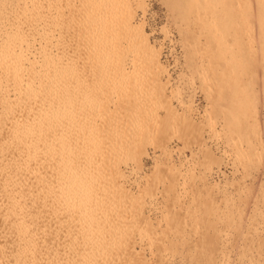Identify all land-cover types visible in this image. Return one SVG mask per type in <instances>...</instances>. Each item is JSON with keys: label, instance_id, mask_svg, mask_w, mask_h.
I'll use <instances>...</instances> for the list:
<instances>
[{"label": "rangeland", "instance_id": "374dc122", "mask_svg": "<svg viewBox=\"0 0 264 264\" xmlns=\"http://www.w3.org/2000/svg\"><path fill=\"white\" fill-rule=\"evenodd\" d=\"M17 1L19 0H0V16L3 17V20L0 19V27H5L0 28V49L5 41L17 53L20 51L19 43H13L12 38L6 34L14 33L13 27L17 26L21 31L32 35V46L42 51L39 54L35 51L34 57L27 51H20L22 55L19 62H23L25 76L33 69L28 64L33 59L37 63L31 67L37 72L50 74L55 68V62L43 61L42 56L46 52L59 58L57 63L62 68L65 66V72L69 75L68 84L75 114L71 128L74 129L76 135L73 137L77 143L72 142V151L82 152L81 154L86 152L88 163L99 157L101 171L106 169L105 173L98 175V166L80 169L84 159L80 157L61 172L59 165L65 163L67 151L57 149L53 154L52 166L57 167L60 172L53 178L54 197L60 198L59 191L65 187L69 190H66L69 192L67 196L78 198L75 194L79 191V195H84L79 200L83 204L89 200L90 207L96 206V200L108 202L107 206L104 205L107 215L105 213L103 216L113 221V213L117 209L115 213L126 219L127 228L124 231L112 229L109 226L110 220L109 223L104 220V225H100L96 231L98 234L100 230L102 251L91 257L83 252L84 256L80 250L86 247L78 244L80 240L73 237L75 234L70 232L72 224H68L77 215H51L47 210L46 215V211L39 210L38 207L40 196L37 194L46 190L44 185L50 180L49 173L46 174V168L43 167L51 159L49 149H46L47 143L38 141L36 144L40 162L37 167L34 166L36 170L33 167L24 173L16 171L17 174L13 171L17 163L15 152L4 153L6 143H1L2 138L4 139L1 136L6 133L8 123L6 119H1L0 143L5 147L0 145V153L1 148L3 150V155L0 154V163L3 165L0 164V170L3 171H0V252L3 251L7 264H83L85 261L82 256H89L88 261L94 262L93 264H126V256L122 250L117 253L122 248L119 242L121 244L126 236L135 251H139L149 264H264V39L258 37L257 29L259 2L264 0H180L183 8L181 4L174 6L175 0H142L144 11L137 7L138 0H101L97 6L90 5L91 0H20L19 2H24L27 11L31 14L38 12L42 19L36 21L29 18L13 26L5 19L13 17ZM120 1V7L131 5L134 11L133 23H143L150 45L159 52L164 69L163 75L161 74L162 81L165 82L164 93L169 102L179 112L183 111L189 117L192 115L190 118L201 127L186 139L176 135L170 138L160 137L165 145L162 150L155 146L157 144H147L139 164L135 159H124L120 153L116 154L117 152L112 151V146L116 143L115 132L121 131V138L128 136L141 120L135 118L136 111H127L121 106V86H115L110 81L114 88L110 82L101 90L97 88L100 75H114V70H119L117 62L122 59L125 72L130 73L127 78L128 87L132 85L131 89L134 88L130 94L133 91L134 100L138 101L139 106L142 103V120H148L150 116L146 115L150 111L154 112L152 114L157 113L159 117L164 114L157 99L148 91L157 72L153 67L143 65L142 60L146 56L143 54L148 53L139 45L140 40L133 44L131 37L120 33L118 28L121 21L116 15L118 9L113 8ZM82 2L87 6L85 12L92 13L88 25L90 34L87 41L82 42L84 44H80L78 39L80 33H83H78V30L84 31L83 26H80L83 21H79ZM74 12H78L80 17ZM70 19H74V22ZM77 25L80 27L78 32ZM70 27H73L72 30ZM213 27L216 29L213 30ZM249 30L251 35L246 36L245 32ZM32 36L28 38L32 40ZM25 42L26 39L21 41L27 49L28 44ZM106 50L108 54L104 55ZM225 59H229V69L226 70ZM227 72L229 79L226 78ZM2 84L5 83H0V90L3 91L5 86ZM219 84H224L225 87L219 88ZM59 85L56 84L57 87ZM43 87L50 90L47 81ZM11 94L14 95V90L9 91V95ZM94 104L95 107H100L93 109ZM190 104L192 114L189 111ZM24 107L28 108L27 105ZM252 109L256 110L255 121H252L250 115ZM100 110H103L102 114L105 110L108 113L103 118L101 116V119L98 115ZM25 119H28L27 115ZM228 121L233 130H229ZM28 123L29 128L38 133L45 131L46 134L49 130V127L44 129V124L38 121ZM92 126L95 129L88 137L86 149L81 150L78 140ZM237 126L240 128L236 129ZM166 147H171V160L163 156L162 152ZM10 158L14 162H10ZM4 161H7V165ZM169 162L176 164L172 167L177 168L174 171L180 172L177 173L178 177L175 175L177 185L173 180L171 182L170 173H165L164 170L152 174L155 173L154 167L157 164L165 166ZM76 167L75 172L79 173L77 176L72 175L75 172L71 171ZM116 167L122 174L119 180L125 193L130 192L129 195L127 193L124 196V192L115 193L109 186L108 181L114 176L111 171ZM47 170L51 172L50 169ZM12 171L16 176L10 174ZM5 174H9L10 179L14 176L10 182L13 184L8 187L3 185ZM19 174L24 178L17 177ZM20 177L22 182L18 181ZM211 177L218 182L217 185H211ZM16 181L19 183L16 184ZM10 187L23 190L17 192L16 189L15 198L19 199L23 193V201L19 200H25L24 210L27 205L26 210L30 212H25L27 214L24 220L30 225L28 230H23L22 236L16 232L18 224L15 219L6 211L11 201L9 196L12 195L5 191ZM5 193L8 195L5 196ZM130 194L133 195L132 198L128 197ZM71 202H78V199ZM202 203L212 205V210L204 213ZM37 210L41 211L40 214ZM32 211L34 212L31 213ZM145 218L149 220V226L144 225ZM95 256H99L98 259Z\"/></svg>", "mask_w": 264, "mask_h": 264}, {"label": "bare ground", "instance_id": "6f19581e", "mask_svg": "<svg viewBox=\"0 0 264 264\" xmlns=\"http://www.w3.org/2000/svg\"><path fill=\"white\" fill-rule=\"evenodd\" d=\"M19 1H17V7L14 11V14L12 15L13 17L10 18L9 20L5 19L6 21H9V24H12L13 26H15V25L19 24L22 20L23 21L25 19L28 20L29 18H32V20H36V21L38 19H40V20L42 19V16L38 12H33L31 14L29 11H27L25 9L24 2H19ZM100 1L101 0H91V2L93 4L91 3L90 5L97 6L99 3L102 2V1L101 2ZM121 3H122V1H120L119 3L116 4L119 7L116 6L113 8V10L118 9L116 15L120 17V21H121L119 27L118 26L117 27L120 29V33L131 37V39L134 41L133 44L140 40L139 45H141V47L144 48L145 51L148 53V54H143V55H146V56H144V59L142 60L143 65L150 66L151 68L153 67L154 70L156 69V71H157L156 74H154V77H155L154 81H151L150 82L151 84H149V86H148V91L150 90L151 93L154 95V98L157 99V102L159 103L158 106H161V109L163 110L164 114L159 117L157 115V113L152 114L154 112L150 111L147 113L148 115H146V116H150L148 118V120H142V117L140 116V113L142 112L141 111L142 103H141V106H139V103H137L138 101L136 102L134 100V97L132 96L133 91L130 94L131 90H133L134 88L131 89L132 85L128 87L127 82L129 79H127V78L129 77L130 73H129V71L125 72L126 71L125 63L122 59H120L121 61L118 60V62L116 61L117 59H115V61L117 62V65L116 64L115 65L117 68H119V70L118 69L114 70V72H113L114 75H108L107 74V75H105V77L100 75L99 79L97 80L98 81L97 82V85H98L97 88L99 90H101L103 87H105L104 85H106L110 81H112L114 85L116 84V85L121 86L122 87L121 88L122 93H123V95L121 94L122 98L119 99V100H121V103H120V104H122L121 106H124L127 111H130V110L133 112L136 111L137 117H135V118H137V120L138 119L141 120L140 122L138 121L139 123L137 124L135 122L136 119H134V122L137 124V126L134 125L136 127L133 129V132H130V135H128V136L125 135V137L121 138L122 132L121 131L117 132V133L115 132V136L117 135L116 138L114 137L116 140L115 141L116 143H115V145L112 146V148H113L112 151L117 152L116 154L120 153L124 157V159L125 158H129L132 160L135 159V162H137L139 164L140 156H141V154H145V146L147 144H149V145L150 144H157L155 146L162 150L165 145L161 142L162 138L160 139V137L167 136L166 138H170L172 135H176L178 137H182V138L186 139L189 136H192L195 133H197V131L201 127H200L198 122H196L190 118L192 115L189 117L187 114H185V112L184 113H183V111L179 112L178 109L177 108L175 109L174 106L169 102V98L164 93L165 82L162 81V76H161V74L163 75V73H164V71H163L164 69H163V66L161 64L162 60L159 58V52H157V50L153 49L154 47L152 45H150V43L147 39V34L143 29V23H139V24L133 23V21H132V16H133L132 14L133 13L132 12H134V11L131 8V5L129 6V4H125V5L120 7ZM179 4H181L182 8L184 7L180 0H175L174 6H179ZM80 5H78V7L80 6L79 12L81 13V15H80L81 17L79 16L78 12L77 13L74 12V13H76V16L78 14L77 17H80L82 19V20L81 19L79 20L80 23H82V21H83V23H82L83 25H80V24L79 25L83 26L84 31L78 30L80 28V27L78 28V25L76 26V31L78 30L79 31V32L77 31L78 33L83 32L82 34L80 33L78 39L80 41V44H84L82 42L87 41V39H88L87 37L90 34L88 31V25L91 21L90 15L92 13L88 14L87 12H85L87 6L83 2ZM259 6H260V9L257 12L258 37L261 39H264V1H260ZM137 7L142 8V11H144L142 0L137 1ZM76 9H77V7H76ZM76 9H75V11H76ZM93 9H94V7H92V12H93ZM0 19L3 20V17L0 16ZM70 21L74 22V19H70ZM76 21H75V24H76ZM3 26L4 25H2L0 28H5ZM72 28L73 27H70L71 30H72ZM13 29H14L13 30L14 33L9 32L6 34L9 36L10 39L12 38L13 43H15V42L19 43L18 44L19 50L22 53H25L27 51V53H29L30 56L34 57L35 51H37V52H35L37 54L42 52L38 49H35V47L32 46V41L34 38L32 35H30L29 33L21 31L17 26L13 27ZM215 29L216 28L213 27V30H215ZM249 32H250V30L246 31L245 35L246 36L251 35V32L250 33ZM31 33L33 34V32H31ZM27 34H29V35H27ZM29 36L30 37L32 36V40L28 38ZM23 39L27 40V42H25L26 44H28L27 49L24 48L23 47L24 45L21 43V41ZM132 47L134 48V45ZM107 50L104 53V55L108 54ZM121 50H123V49H121ZM20 51L17 53L15 50H13L11 48L9 42L3 41L1 44V49H0V83L4 82L5 85L4 84H2V85H3V87L4 86L5 87L3 88V91L0 90V120L6 119V121H8L7 129L5 130L6 133L4 132L3 136L0 135L1 137H4V139L2 138V141H5V140L7 141V142L1 141V143L4 145L6 143V147L4 146L5 147L4 153H6L5 151H7V152L8 151H10V152L14 151L16 154V158H17L16 159L17 163H15L16 164L15 168L17 170L15 169L13 171H15V172L18 171V173H20V172L24 173L28 169H31L34 166L37 167V164H40L39 153H38V149L36 146V144H38V141H40L41 143H43V142L47 143L46 149H49L48 153H49L51 159L46 161L47 163H45V165H43V164L42 165H43V167L46 168V171H47L46 174L49 173L50 180H48L49 182H47L44 185L46 190L43 188L45 191L40 192L41 194H39V193L37 194L40 197H38L36 195L38 197V199L40 200L39 201L40 204L37 203V200H36V203L39 204V206H38V207H40L39 210L40 209L41 210L43 209L42 211L47 210V211H49V213L51 215H57L58 213L63 215V216H66L64 214H71L70 216H72V215L76 216L77 215L75 218L76 220L75 219L73 220V217H72V220L69 219V220H71V223L69 221L68 224H72L70 232L75 234V235H73V237H76V239L78 238V241L80 240L79 241L80 243L77 242L78 244H80V245L83 244V247H86V248L82 249L83 251L80 250V252H82V254H83V252H84V254L87 252L86 255H90V257H91V255H95V254L99 253L100 251H102L101 250L102 245H100L102 238L99 237V231L100 230L98 231V234H96V231L102 225H104V220H105V222H108V223L110 220L111 225L109 223V226H112V229L124 231L125 230L124 228H127V224L125 223L126 219H122L123 217H120L119 214L117 215L115 213L117 209H115V212L113 213V217H112L113 221H111V218H109V219H107V217L105 218L103 216V214L106 213L104 211V207L107 206L108 202L104 203V202H101L100 200H96V202H97L96 206L90 207L88 205V204H91L88 202L89 200L85 204H83L81 202V200H79L80 198H84L83 197L84 195H82V196L79 195V193H80L79 191L77 192V194H75L78 196V198H76L75 196H69V195L67 196V194H69V192H67V191H69V190H67L65 187H62V188H64V190L60 189V191H59L61 193L60 198L56 199L54 197V193H53L54 189H52V187H53L52 183H55V179H53V178L55 177V175L58 172H60L59 170H57L58 169L57 167L52 166L54 163L53 162V159H54L53 154L56 153L57 149L67 151L65 163L59 165L61 172L64 168L71 165L73 162L78 160L80 157H83L85 159V160L82 159L83 163L80 165L81 166L80 169H84V167H86V166H88L89 168L92 166H96V167L98 166L96 169L97 175L100 174L101 172L105 173L106 169L101 171V168L99 167V165L101 164V162H99L100 159H98L99 157H95V159L91 161L92 163H88L86 158H85V155L87 154L86 152L84 154H81L82 152L78 153V151H72V149L74 148V146H73L74 144L72 142L75 141L74 140L75 137H73L75 133H74V129L71 128V122L73 121V116H75V114H73V102H72V97L70 94V88H69V84H68L69 75L67 74V72H65L66 71L65 66H64V68H62L63 66L60 65L59 63H57V62H59V58L54 57L56 55H51L49 52H46L45 56H42V58H44L43 61L55 62L54 63L55 68L50 72V74H47L46 72H39V71L37 72V70L34 67H31L37 63L33 59L31 62H28L29 68H33V69H31L29 71V73H30L29 75L25 76L23 74V67H24L23 62H19L21 55H22V53ZM118 51H120V50H118ZM134 51H136V50H134ZM92 53H94V52H92ZM89 54L91 55V53H89ZM118 55H120V54H118ZM262 55H263L262 66H263V74H264V48H263ZM63 57H64V55H63ZM140 57L141 56H139V60H140ZM56 58H58V59H56ZM96 60H100V59L96 58ZM104 62H105V59H104ZM224 62H225L224 63L225 70L229 69V59H228V61L225 59ZM106 66H108V65H106ZM164 68H165V66H164ZM118 77H120V78H118ZM226 78L229 79V72H227ZM263 80H264V78H263ZM25 81H27V82H25ZM46 81L50 84V88H48L50 90H47L46 87H43V86H45ZM58 83L60 85L57 87L56 84H58ZM166 83H167V81H166ZM10 85H11V87H10ZM110 85H112V83ZM135 86H136V84H134V87ZM218 86L220 88V87H223L224 84H219ZM112 87H113V85H112ZM124 88H125V90H124ZM10 90H14V95L11 94L13 97L11 95H9ZM26 105L28 108L24 107ZM31 106H34L33 107L34 109L29 108ZM97 107H100V106H97ZM97 107H95V104H94L93 109L97 108ZM21 109H22V111H20ZM93 109L91 111H93ZM103 110H100L98 112L100 119H101V116L103 118V116L108 114L106 112V110L102 114ZM189 111H191V114H192L193 109L191 107V104H190ZM20 114H22V116ZM26 115L28 116V119H25ZM250 115L253 118L252 121H255L256 110L252 109ZM21 117H22V119H21ZM34 121H36V122L38 121V123L44 124L43 128L46 130L49 127L48 132L46 134H44L45 131L38 133L36 130L34 131L31 128H29L28 122H34ZM227 124L229 126V130H233V126L231 127L229 121ZM131 128H133V126ZM239 128H240V126L236 127V129H239ZM94 129L92 126L89 130H87L83 133L82 137L79 136L81 138H80V140H78L79 141L78 143H79V147L82 148L81 150L85 151V149H86L85 146H87V144H88V137L90 134L93 133ZM36 133H38V135ZM108 133H110V132H108ZM98 135H99V133H98ZM113 135H114V133H113ZM8 138H10V139H8ZM122 139H124V140H122ZM1 143H0V145H1ZM112 143H114V142H112ZM2 146L3 145H1V147ZM4 147H2V148H4ZM2 148H1V153L3 152ZM170 151H171V154H170ZM10 152H8V153H10ZM162 153H164L163 156H165V157L167 156V158L171 160V157H172L171 147L170 148L166 147ZM15 154H14V156H15ZM1 155H3V153ZM160 155L161 154L159 153V156ZM158 157H157V159H158ZM161 158H162V155H161ZM211 159L214 160L212 157H211ZM8 160H10V162H14V161H12L13 158H12V160H11V158ZM162 161H160V162H162ZM164 161H166V159ZM4 162H3V164H5L7 161L5 163ZM8 163H9V161H8ZM5 165H7V163ZM169 165L165 164V166H163V165H161V163L157 164L154 167L155 170L153 169L155 171V173H152V174L154 175V174L164 170L165 173H170L169 176L172 177V179L170 178L171 182H172V180L175 182L176 181L175 179H177L175 177L179 176V174H177L179 171L178 172L174 171V169H177L176 167L174 169H172V167L175 166L176 164L175 165H174V163L170 164V162H169ZM35 167L33 169L36 170ZM45 168H43L44 171H45ZM47 168L50 169L51 172H49L47 170ZM117 168L118 167H116L114 170L111 171V173L114 174V176L108 181L109 186L111 189H113L115 191V193L124 192V196H125V195H127L128 192L125 193L126 190L124 189V186L122 185V183L119 180V178L122 177V174L120 173V171L117 170ZM76 170H77V167L71 169V171H73V172H75ZM13 171H12V173L10 172V174H13L14 173ZM38 171H40L39 168H38ZM1 172H3V171H1ZM77 172H75L72 175L77 176L79 174ZM21 174L17 175V177L21 176ZM40 174H42V171ZM22 175L25 177V174H22ZM5 176H6V178H5L6 180L3 183V185L8 187V185L10 186L13 184V183L11 184L10 182L13 181L12 178L16 175H14L13 177L11 175V177H12L11 179L9 178L10 177L9 174H5L4 177ZM34 176H36V175H34ZM210 176L211 175H209V177ZM21 177L18 180L19 182H22V181H20ZM24 177H22V178H24ZM39 177H37V178H39ZM46 178H48V177H46ZM211 179H212V177H211ZM25 180H24V182H25ZM80 181H82V180L80 179ZM19 182L16 181V184ZM210 183H212L211 185H217L218 182L214 181L212 179L210 181ZM21 184H20V186H21ZM174 184L177 185L176 182ZM174 184L172 183V185H174ZM172 185H171V187H172ZM17 186L20 187L19 185H17ZM76 186H77V188H79V185L77 183H76ZM18 187H16V189L18 191L16 189H14L15 187L14 188L10 187L9 189L7 188V191H5V190H3V191L10 193V195H12V196H9L10 197L9 200H11V201L10 202L8 201L9 203L6 207V211L9 212L11 214V216L15 219V222L18 224V227L16 228V232L19 236H22L23 230L29 229L28 225H30V224L26 220H24V218H25V215L27 213H30V212L28 210H26L27 205H26V208L24 210V206L26 204L25 200H24V202H21V200H19V199H22L23 193H21V196H19L20 193H18L19 199L15 198L16 197V194H15L16 191L17 192L23 191L22 189H21L22 191L19 190ZM5 189H6V187H5ZM64 191H66L67 193L63 194ZM13 193L15 194V196L13 195ZM129 193H128V195H129ZM7 195L5 193V196H7ZM174 196H176V198L178 199L176 194H174ZM128 197L132 198L133 195L130 194V196H128ZM98 198L102 199L101 197H98ZM176 198H175V200H177ZM77 199H78V202H75V203L71 202V201L77 200ZM22 201H23V199H22ZM84 201H85V199H84ZM90 201H93V200H90ZM74 204H76V206H74ZM202 205H204V203H202ZM211 206L212 205L205 204L203 206V209H204L203 212L207 213L208 211H210V209L212 210ZM38 207H36V209ZM47 211H46V215L48 214ZM25 212H27V213H25ZM33 212L34 211H32L31 213H33ZM37 212H39V214H40L41 211L37 210ZM37 212H36V214H38ZM43 213H45V212H43ZM51 215H48V217ZM106 215H107V213H106ZM146 220L144 221V225L149 226V223H148L149 220H147V221ZM23 222H24V224H23ZM61 222H64V221H61ZM65 223H64V225L67 226V224H65ZM77 224H79V226H77ZM29 227H31V226H29ZM76 234H78L79 237H77L78 235H76ZM111 234H112V232H111ZM112 235H111V237H112ZM126 238H127V236L125 237V239ZM125 239L124 238L122 239L124 241L123 242L121 241L122 242L121 244L119 242V245H122V248L118 249V251H117V253H118L120 250H122V252L125 254V256H126V259L124 260V261H126L125 263L126 264H149V262L143 258L142 254L139 253V251H135L131 241H128V238H127V240H125ZM71 240H72V238H71ZM71 240L70 241L68 240L69 243L71 242ZM73 241H75V240H73ZM70 244H72V243H70ZM29 249H31V248L29 247ZM22 250H23V248H22ZM28 251H30V250H28ZM2 252H0V264H7V262H6L7 259L5 258V255ZM21 252H23V251H20V253ZM18 255H20V254H18ZM86 255H84V256H86ZM84 256H82L83 257L82 259H84L83 261H85L84 263L82 261L83 264H93L94 263L92 261H88L89 256L86 258H84ZM98 257L99 256H97L96 258L98 259ZM92 258H91V260H92Z\"/></svg>", "mask_w": 264, "mask_h": 264}]
</instances>
